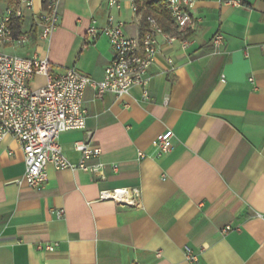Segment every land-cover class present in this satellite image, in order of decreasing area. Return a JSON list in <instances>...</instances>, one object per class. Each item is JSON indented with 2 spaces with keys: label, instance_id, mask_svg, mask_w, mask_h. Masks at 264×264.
I'll return each instance as SVG.
<instances>
[{
  "label": "crops",
  "instance_id": "1",
  "mask_svg": "<svg viewBox=\"0 0 264 264\" xmlns=\"http://www.w3.org/2000/svg\"><path fill=\"white\" fill-rule=\"evenodd\" d=\"M243 1L196 0L183 38L159 36L146 87L121 97L86 90L85 127L61 133L59 143L74 164L82 156L76 141L100 147L87 164L101 165L103 177L49 163L43 186L20 185L24 151L12 134L4 136L0 264H264V0ZM45 2L0 0V14L22 9L19 31L29 37L1 50L46 58L55 74L74 67L103 78L114 51L88 29L105 26L110 14L127 34L143 32L138 0H120L119 8L108 0H62L59 27L42 40L36 19ZM218 33L224 41L216 50ZM45 83L36 75L31 86ZM169 129L173 149L157 155L153 144ZM120 187H137L140 205L99 200L102 190Z\"/></svg>",
  "mask_w": 264,
  "mask_h": 264
},
{
  "label": "built area",
  "instance_id": "2",
  "mask_svg": "<svg viewBox=\"0 0 264 264\" xmlns=\"http://www.w3.org/2000/svg\"><path fill=\"white\" fill-rule=\"evenodd\" d=\"M162 1L170 13L173 32H166L154 15L147 17L148 27L138 36L127 34L124 23L111 14L105 26L91 25L88 34L95 40L105 36L114 51V57L106 66L100 80L74 67L55 74L46 58L37 55L23 57L3 52V45L24 44L29 41V37L16 30L15 21L23 15L21 8L9 7L0 14V141L7 134H12L22 146L26 171L17 179L20 185L43 186L48 180L49 163L57 169H82L100 173L103 177L101 165L87 164V160L100 155V147H91L87 141H76L75 149L82 156L80 162L74 164L64 155L59 137L65 131L85 127V92L88 88L94 89L98 95L111 92L121 97L128 95L134 86L146 87L150 81L149 68L160 53L159 36H164L166 41L172 43L183 38L193 26L192 10L196 0ZM221 1L236 7L244 5L243 0ZM61 2L62 0H46L44 12L36 19L40 28V39L48 40L59 27ZM108 4L111 8H119L120 0H108ZM134 10L137 11V7ZM223 41L224 36L218 33L211 43L217 50ZM188 43V40H182L183 47ZM167 60L169 63L173 62L171 58ZM36 75H44L46 83L33 88L31 81ZM144 95L148 98L147 91H144ZM174 136L171 129L158 135L153 144L157 155L172 151ZM99 200H115L123 205L138 207L141 203V191L137 187L102 190ZM48 248L52 249L51 246ZM185 251L187 259L196 260L189 247Z\"/></svg>",
  "mask_w": 264,
  "mask_h": 264
},
{
  "label": "trees",
  "instance_id": "3",
  "mask_svg": "<svg viewBox=\"0 0 264 264\" xmlns=\"http://www.w3.org/2000/svg\"><path fill=\"white\" fill-rule=\"evenodd\" d=\"M137 11L143 12V32L148 27L147 17L154 15L166 32H173L172 20L166 4L162 0H138ZM16 30H19L18 19L15 21ZM142 32V33H143Z\"/></svg>",
  "mask_w": 264,
  "mask_h": 264
}]
</instances>
